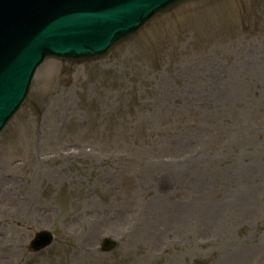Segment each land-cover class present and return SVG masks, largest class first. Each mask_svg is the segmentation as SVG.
I'll use <instances>...</instances> for the list:
<instances>
[{
    "label": "rangeland",
    "instance_id": "1",
    "mask_svg": "<svg viewBox=\"0 0 264 264\" xmlns=\"http://www.w3.org/2000/svg\"><path fill=\"white\" fill-rule=\"evenodd\" d=\"M0 264H264V0L45 61L0 134Z\"/></svg>",
    "mask_w": 264,
    "mask_h": 264
},
{
    "label": "water",
    "instance_id": "2",
    "mask_svg": "<svg viewBox=\"0 0 264 264\" xmlns=\"http://www.w3.org/2000/svg\"><path fill=\"white\" fill-rule=\"evenodd\" d=\"M187 0H177L175 2H172L170 5H167V6H164V7H161L157 10H155L153 13H150V16L148 17V19H152L153 17L157 16V15H161V14H164L170 10H172L173 8L177 7L178 5H180L181 3L185 2ZM148 19H146V23L149 21ZM143 21L139 27L135 28L132 33H130L128 36H123L121 38H117V39H113L112 41H110L107 45H106V49L103 50V51H96L94 53H86L83 51L84 54H79L78 56H75L74 54H66V53H63L62 51L61 52H56L57 54H55V57H58V58H61V59H71V60H74V61H78V62H81L83 60H96V59H99V58H102L104 57L105 55H107L109 53V51L115 46L117 45L119 42L121 41H124L126 40L127 38H129L130 36L134 35L142 26H143V23L145 22ZM66 48H69L66 47ZM60 51V50H59ZM45 57H51L49 55V53H46L45 54ZM9 121V120H8ZM7 121V122H8ZM47 235L43 234L42 236H39L36 240V242L34 243L35 245L37 244H40V241H44L47 239ZM116 244L110 240H107L105 242V245H104V250L105 251H110L112 250L113 248H115Z\"/></svg>",
    "mask_w": 264,
    "mask_h": 264
}]
</instances>
